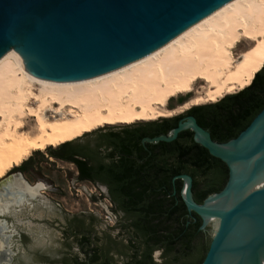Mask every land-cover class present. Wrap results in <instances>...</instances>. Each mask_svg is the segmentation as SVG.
Here are the masks:
<instances>
[{
  "label": "water",
  "instance_id": "obj_1",
  "mask_svg": "<svg viewBox=\"0 0 264 264\" xmlns=\"http://www.w3.org/2000/svg\"><path fill=\"white\" fill-rule=\"evenodd\" d=\"M234 1L0 0V63L17 53L41 81L94 80L157 52ZM262 119L264 110L225 143L214 141L193 117L181 121L168 136L144 140L170 141L192 130L197 142L229 168L225 188L202 204L193 198L192 177H176L184 181L188 211L201 217V228L212 237L202 264H232L234 259L249 264L253 251L255 264H264V120L257 126ZM221 197H227L223 204H230L228 210L209 208ZM233 232L238 236L223 249Z\"/></svg>",
  "mask_w": 264,
  "mask_h": 264
},
{
  "label": "bare ground",
  "instance_id": "obj_2",
  "mask_svg": "<svg viewBox=\"0 0 264 264\" xmlns=\"http://www.w3.org/2000/svg\"><path fill=\"white\" fill-rule=\"evenodd\" d=\"M243 40L255 44L234 61L231 50ZM263 66L264 0H235L157 52L94 80L41 81L14 53L0 63V182L34 151L57 148L106 126L167 117L163 111L167 102L193 92L198 81L207 84L208 100L217 101L250 86ZM29 117L35 122L30 131L36 130L34 136L22 132ZM43 189V184L32 186L21 176L8 179L0 188V215L21 210L35 200L44 203ZM226 198L217 199L209 208L228 210L230 204H223ZM1 228L10 230L4 220H0ZM14 232L10 230L11 236ZM237 236L230 234L223 249ZM256 256L253 251L249 264H255ZM240 261L234 259L232 264Z\"/></svg>",
  "mask_w": 264,
  "mask_h": 264
},
{
  "label": "trees",
  "instance_id": "obj_3",
  "mask_svg": "<svg viewBox=\"0 0 264 264\" xmlns=\"http://www.w3.org/2000/svg\"><path fill=\"white\" fill-rule=\"evenodd\" d=\"M228 98H240L234 105L235 109L227 107L226 115L238 128L234 129L233 134L226 139H214L220 143L237 138L264 110V66L255 75L250 86L238 94L225 97L224 100ZM220 103L196 107L186 114L195 109L216 107ZM181 117L182 115L125 128L126 133L123 134L119 142L111 140L113 144L111 141L105 140L109 146H113L112 151L114 150L119 155L117 159L108 163L104 162L105 157L99 151L103 140H100L94 148L84 147L83 153L67 152L66 147L69 144L61 145L57 149H49L48 152L51 157L77 163L81 172L85 168L95 165V180L108 185L110 200L117 211L125 214L127 226L134 224L138 227L139 233H148L152 236L162 229L168 230L164 236L167 239L164 257L170 260L169 264H202L212 239L207 230L201 228L203 223L201 217L196 212H189L183 201H181V206L173 199L160 200L144 197L156 194L155 188L158 186L149 180L164 179L169 194L174 192V187H177L176 192L180 194L184 181L181 178H176L177 176L189 175L194 182L199 175L203 174L209 182L208 190L198 192L196 184L192 185V191L195 192L194 200L196 203L202 204L211 194L221 192L228 182L229 168L226 163L210 154L207 148L195 142L189 144L161 142L160 145L167 148L163 162L155 163L153 160H149L148 152L159 145L142 142L144 137L141 133L150 128L167 124V127H159L157 130L160 135L166 134L176 128V121ZM214 122L216 123V121ZM198 123L201 124L199 120ZM184 132L193 134L191 130ZM76 156L81 159H77ZM30 160L24 162L20 170H26ZM80 178H84L82 173ZM134 178L139 180L137 186L131 182ZM173 227H179L184 233L183 243L177 249L171 245L175 237V234L170 231ZM153 252V250L145 251L139 258L138 264H157L151 259Z\"/></svg>",
  "mask_w": 264,
  "mask_h": 264
},
{
  "label": "rangeland",
  "instance_id": "obj_4",
  "mask_svg": "<svg viewBox=\"0 0 264 264\" xmlns=\"http://www.w3.org/2000/svg\"><path fill=\"white\" fill-rule=\"evenodd\" d=\"M254 44L255 42L248 43L247 40H243L237 44L231 50L234 61H238L240 59L239 56ZM207 88L208 86L204 81H198L194 86L193 92L180 94L171 98L166 106L163 107V111L168 114L167 117H157L152 120L138 121L128 125H113L99 128L81 138L66 143V145L69 144L66 149L77 148L83 144L95 147L101 140V130L119 131L140 124L175 118L185 115L193 108L216 104L220 99L242 91L236 90L233 93L225 94L223 98H218L216 102L208 100L206 96ZM199 99H202V101L196 103ZM34 107L36 108L37 106L35 105ZM26 119L27 127L22 132L28 133L35 128V122L32 117ZM34 131L30 132L33 136L37 134L36 130ZM49 149L57 148L48 147L44 151H34L26 160L31 159L26 170H20L21 166L17 167L0 182L3 185L8 179L17 175V178L21 176L24 181L32 186L43 184L45 187V189L40 191L44 203L35 200L32 205H27L18 211L17 209H13L9 214L2 217L5 225L10 226V230H15V232L11 236L8 228H1L0 235H2L3 239L0 240V245L4 247L0 249V264H39L35 262L34 258L35 236L37 235L35 232H40L39 234L43 237L41 241L44 243L48 239V236L51 235L54 239L56 237L57 243L60 244L65 239V227L69 224L68 220L74 217L84 216L86 220L93 222L91 217L94 215L99 221L93 222L95 226H104L110 229L111 234L125 237V234L120 233L118 228H116L120 225V221L124 215L121 218L118 213L114 212V208L106 197L105 186H97L79 180L76 166L69 161L66 162L51 157L48 152ZM20 221L23 223H20ZM72 224L73 226L77 225L75 221ZM30 229L32 230L30 231ZM23 235L26 237H23ZM210 238L212 239L211 236ZM75 244L73 248L76 250L77 246ZM160 255L161 251H157L154 254L159 262L161 261Z\"/></svg>",
  "mask_w": 264,
  "mask_h": 264
},
{
  "label": "flooded vegetation",
  "instance_id": "obj_5",
  "mask_svg": "<svg viewBox=\"0 0 264 264\" xmlns=\"http://www.w3.org/2000/svg\"><path fill=\"white\" fill-rule=\"evenodd\" d=\"M239 99L228 98L224 100L223 98L218 102L216 101L217 103L221 102L216 107L195 109L191 113L182 115V117L176 121V128L181 121H186L189 117H193L197 120V123L198 120L200 121L201 124H198L210 134L213 140L226 139L233 134V132L235 131L234 129L238 128V126L232 123L231 119L227 118V107L229 106V108L231 107L235 109L234 105L239 101ZM214 121H216L217 124ZM167 126V124H163L143 131L141 133L144 137L142 142H145L144 140L146 138L155 139L163 136H168L171 130L163 135L157 133L159 127ZM184 131L179 132L178 135L170 141L161 140L156 143L154 142V144H158L159 146L148 152L147 155L149 157V160H153L155 163L163 162L167 148L164 145H160L161 142H175L184 144L194 142L198 143L196 134L194 132L191 135L187 134ZM144 132L146 133V135H144ZM125 133V129H121L119 131L109 129L101 130L100 136L101 141H103L99 151L100 154L105 157L104 162L108 163L119 157V155H117V152H114V150L112 151L113 146H109V144L106 143L105 140H109V142L111 140H116L119 142L121 137ZM111 144H113L112 141ZM84 147L91 148L92 146L83 144L78 146L77 148L69 147L70 149L66 150L67 152L75 151L76 153H83ZM76 158L81 159L77 156ZM62 161L67 162L68 160ZM71 163H73L77 168L79 180L86 181L97 186H105L106 197L114 208V212L118 213L119 217L121 218L123 217L122 215H124V217L120 221V225L116 228H118L120 233L125 234V237L111 234L110 229L104 226H95L93 222L99 221L96 219V217H94V215H92L91 217L93 222L91 220H86L84 216L74 217L68 220L69 224L65 227V239L61 241L60 244L57 243L56 237L54 239L51 235L48 236V239L45 240V243L41 241L43 240V237H41L40 234H37L35 236V262L39 264H138L139 258L145 251L153 250L154 252L151 257L153 261H155L157 264H169L170 260L167 257H164V250L167 241L164 236L168 233V230L162 229L154 236H152L148 233H139L138 227L134 224H132L131 226H127L125 214L123 212L121 213V211H117L113 202L110 200L108 185L102 183L99 180H95L94 174L96 171L94 167L96 166H89L81 172V169L79 168L77 163ZM81 173L84 177L83 179L80 178ZM131 182L135 186L139 184V180L137 178L132 179ZM149 182L158 187L155 188L156 194L145 195V198H157L160 200L173 199L174 201L180 203V205L182 206L181 201L184 202V197L182 192H180V194L176 192L177 187H174V192L172 194H169L168 187L166 186V180L157 178L154 180H149ZM193 183L196 184L198 192H206L208 190L209 182L207 181L206 176L203 174L199 175ZM135 189L137 188L135 187ZM194 193L195 192L192 191V195H194ZM73 221L77 223L76 226H73ZM170 231L175 234L171 245L172 247L177 249L178 247H180L184 240L183 230L181 231L179 227H173ZM23 237L26 236L23 235ZM74 243H76L75 245L77 246L76 250L73 248ZM157 251H161L160 262L157 261L154 256L155 252Z\"/></svg>",
  "mask_w": 264,
  "mask_h": 264
}]
</instances>
